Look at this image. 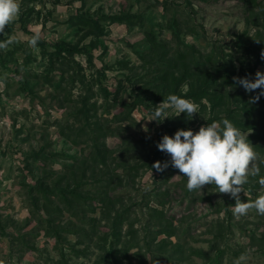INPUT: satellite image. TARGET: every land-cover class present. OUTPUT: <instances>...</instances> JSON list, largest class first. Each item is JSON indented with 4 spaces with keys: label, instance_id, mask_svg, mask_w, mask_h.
Returning a JSON list of instances; mask_svg holds the SVG:
<instances>
[{
    "label": "rangeland",
    "instance_id": "1",
    "mask_svg": "<svg viewBox=\"0 0 264 264\" xmlns=\"http://www.w3.org/2000/svg\"><path fill=\"white\" fill-rule=\"evenodd\" d=\"M20 5L17 19L0 33V41L15 37L7 51L0 50V264H209L220 250L223 264H233L241 254L248 255L249 264H264V216L251 210L235 217V199L216 192L215 185L189 191L187 178L157 147L164 135L174 136L169 128L196 133L215 114H232L255 124L246 133L264 156V99L250 103L261 89L249 93L233 81L264 73V51L254 56L235 47L244 33L256 44L258 27L250 20L264 10V0L251 5L248 0H20ZM127 15L139 18L136 25L114 21ZM80 18L96 25H83ZM36 33L51 44L50 51L60 42L92 47V64L85 54L74 57L83 68L80 81L73 83L68 75L62 81L58 73L48 81L47 58L40 47L29 45ZM149 33L170 45L223 51L232 79L217 96L227 105L205 100L207 107L198 104L192 118L169 109V118L148 121L167 98L145 85L154 68L143 59L151 51ZM100 73L111 92L126 86L116 107L100 95ZM89 90L98 102L92 128L98 122L107 129L112 152L107 165L92 169L89 146L83 139L72 142L59 128L81 125L78 112ZM187 90V84L179 87ZM136 96L146 104H136ZM133 103L131 112L123 105ZM130 144L138 149L126 158ZM157 161L169 166L158 172L152 167ZM41 184L74 191L80 199L69 202L56 191L43 196L37 192ZM257 184L252 179L244 186L242 202L261 194ZM127 207L131 216L117 239L106 213L114 216L112 210Z\"/></svg>",
    "mask_w": 264,
    "mask_h": 264
},
{
    "label": "trees",
    "instance_id": "2",
    "mask_svg": "<svg viewBox=\"0 0 264 264\" xmlns=\"http://www.w3.org/2000/svg\"><path fill=\"white\" fill-rule=\"evenodd\" d=\"M248 2L249 5H251L253 2L257 3V0H248ZM138 19L139 18L135 15H127L116 17L114 18V21L136 25ZM79 21L83 23V25H88V27H92V24H95L94 21L83 20L82 18H80ZM250 21H253V24L258 27L257 34L255 35L256 44L254 41L250 42V39L247 36L248 34L244 33L237 38L235 47L239 51H245L247 53L252 52V55L254 54V56H257L259 51H264V47L262 46L264 43V10L262 9L259 15L254 14ZM172 30L173 35H180L178 30L174 27H172ZM148 41L151 51L147 56L143 57V59L147 65L154 67L152 70L153 74H151L153 79L149 82H145L148 90L151 88L156 89V91L164 97L174 94L192 100L204 108L207 107L206 104L202 103L205 100L212 104L215 99H218L217 105L222 108L227 105L224 97L220 98L217 96L218 92L222 91L226 84L229 83L230 79H232L229 72L230 68L226 65L227 59L223 51L222 54L221 51L219 52V48L216 47L215 53H206L201 51L195 45L183 44L175 46V44L172 43L170 45V42L158 40L153 33L148 34ZM50 45L51 44L47 40L40 36L37 46L42 49L43 56L48 60L49 76L46 77L48 81H52V78L50 77L51 73H58L61 76L62 81L65 80V75L72 78L73 83L80 81L81 76L79 72H81L83 68L74 60V57L78 54H85L87 55L89 62L92 64L94 59L92 47L79 45L70 46L64 42H60L53 44V50L50 51L48 50V46ZM221 59L223 65L221 64ZM242 62L245 61H241V63ZM232 67L235 69V66ZM252 73L254 74L255 71H252ZM103 77L104 75L100 73L98 80L100 95L103 96V99L106 102H113V107H116L120 100L123 101L121 93L126 90V86L122 83L116 92H111L106 86L102 85ZM81 82L84 83V79ZM186 84L188 85L187 92L184 93L179 91V87ZM141 87L144 88L143 86ZM93 97V92L89 90L81 100V108L79 109L78 115L82 116V120H80L79 123H81V125L78 128H75L76 123L74 125L60 124L59 126L60 133L66 138L74 143H79V140L83 139L82 141L89 146L87 159H90L92 156L90 169L95 166L107 165L109 159L108 155L112 153L106 145L105 139L109 136L107 129L99 126L100 123L98 122H95L94 125L96 127L92 128L90 119L92 117L91 113L96 110L98 106L97 101L91 100ZM263 99L264 96H261L259 100ZM134 102H136V104H146L147 100L140 96H136ZM123 105L127 110H130V112L135 108L134 103ZM239 117L240 116L232 114H227L226 116L215 114L211 122L228 119L235 127H239L243 132L255 128V124L250 126L248 122L242 121ZM182 129L189 130L188 128ZM168 131L174 135L177 130L175 128H169ZM102 146L105 147L106 150L102 149ZM137 149V144H134L133 146L130 144L125 150L124 157H129L132 153L136 152ZM255 150L258 151V147H255ZM261 175L264 176V166H261ZM252 179L258 181L259 177L250 178V181H252ZM256 187L260 188V185L257 184ZM56 189L57 188H49L41 184L39 185L37 192L43 196H47L56 191V193H59L60 196L66 198L69 202L75 200L78 201L80 199V196L74 191L69 192L70 190H63V188H60V191L57 192ZM70 194H72V198H68ZM112 211L115 212V215L112 216L110 213L111 211H109L106 213V217L110 222V229L113 232V237L118 239L120 238L123 225L130 219L132 208L127 207L121 210L114 209ZM162 215L163 213L158 212L156 217L159 218ZM163 232L168 233L169 235H174L171 230L166 229ZM110 253L114 254L116 252H114L112 248ZM224 254L225 252L220 250L214 257L210 258L209 264H223Z\"/></svg>",
    "mask_w": 264,
    "mask_h": 264
},
{
    "label": "clouds",
    "instance_id": "3",
    "mask_svg": "<svg viewBox=\"0 0 264 264\" xmlns=\"http://www.w3.org/2000/svg\"><path fill=\"white\" fill-rule=\"evenodd\" d=\"M20 11V0H0V33H5L6 26L17 19ZM39 39V33L34 34L29 40V45L35 48ZM14 41L15 37L0 41V50L7 51ZM261 57L264 59V52ZM233 81L249 93L261 89L251 98L250 103H256L264 96V73L260 71L255 73L254 80L245 76L233 77ZM228 90L233 89L229 87ZM169 109L173 110L177 117L186 113L187 117L192 118L198 113L199 105L189 99L170 94L155 107L154 116L148 121H163L169 118ZM248 135L249 132H243L228 119H223L213 121L206 127L201 126L196 133L191 129H180L174 136L164 135L157 147L171 156V166L187 178L186 186L189 191H201L205 185H215L216 192L230 194L235 199L232 208L235 217L245 216L251 210L264 216V176L261 175L264 156L255 150L248 140ZM168 166V161L163 164L157 161L152 165L158 172L164 171ZM255 177H259L261 194L255 200L242 202L239 194L243 192L247 195L244 186L249 183L250 178ZM233 264H249L248 255L241 254Z\"/></svg>",
    "mask_w": 264,
    "mask_h": 264
}]
</instances>
